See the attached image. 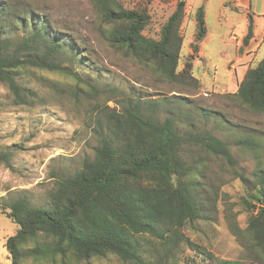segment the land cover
Wrapping results in <instances>:
<instances>
[{
	"label": "trees",
	"instance_id": "16d2710c",
	"mask_svg": "<svg viewBox=\"0 0 264 264\" xmlns=\"http://www.w3.org/2000/svg\"><path fill=\"white\" fill-rule=\"evenodd\" d=\"M88 1L102 19L101 33L110 48L163 82L201 88L193 54L181 68L186 0H176L159 39L144 34L149 24L144 7L127 10L114 0ZM192 14L196 31L191 45L198 53L208 34L204 7ZM56 29L46 15L23 2L0 0V83L14 105L41 100V93L23 82L24 74L60 75L65 85L40 75L52 93L45 98L67 95L86 102L96 141L93 156L85 157L79 169L54 174L45 202L35 203L29 190L0 198V213L18 226L5 244L11 264H93L94 259L110 257L123 264H264L263 159L258 158L252 182L240 174L252 185L250 200H244L248 226L242 234L233 228L250 261L220 258L184 230H199L200 224L214 220L215 201L202 194L205 166L199 152L238 164L227 140L196 126L200 121L231 125L219 112L193 105L181 92L158 97L130 82L105 81L108 74L94 61L93 48ZM254 37L250 16L244 46ZM77 67L89 72L82 75ZM227 97L246 111L264 115V57ZM185 121L191 129L182 125ZM239 134L237 145L264 152L261 134ZM16 151L0 150V165L11 167Z\"/></svg>",
	"mask_w": 264,
	"mask_h": 264
},
{
	"label": "rangeland",
	"instance_id": "374dc122",
	"mask_svg": "<svg viewBox=\"0 0 264 264\" xmlns=\"http://www.w3.org/2000/svg\"><path fill=\"white\" fill-rule=\"evenodd\" d=\"M16 1H21L36 12L46 15L56 30H61L73 36L79 43L93 48L94 61L108 74L105 81L120 85H129L130 82L142 91L158 97L179 95L181 92L193 105L219 112L228 121L230 128L225 124L218 127L219 123L214 121H200L196 126L197 130L208 129L227 140L238 164L234 166L225 160L199 152L205 166V177L201 182L205 184L206 189L202 194L215 201L214 220L200 224L199 230L188 227L184 232L197 244L220 258L249 262V256L234 231L236 228L237 233L242 234L248 226L249 214L244 200H250L249 194L252 193V185L242 181L240 174H245L252 182L258 158L261 157L264 161V152H254L237 145L236 136H240V132H254L264 137V115L253 114L240 108L227 96L238 90V84L246 71L263 59L264 42L255 60L250 61V55L244 57L243 33H247L248 28L241 15L224 7L222 0H208L205 4L208 33L204 46L205 57H200L199 52L192 51L195 61L194 74L201 80V88L196 89L163 82L110 48L101 33L102 19L88 0ZM114 1L127 10L144 7L149 15V24L144 34L155 39H159L162 26L173 14L177 4L176 0ZM187 2L189 6H186V17L181 26V34L185 39L181 68L192 55L189 54V49L192 50L190 41L194 42L196 31L190 21L193 17L190 5L198 7L201 0ZM253 9L255 12L264 13V8ZM259 29L260 25L256 27V31ZM230 41L234 46L229 44ZM77 71L82 75L89 72L80 67H77ZM40 75L45 80L60 84L66 82L64 77L52 73L36 71L24 74L23 82H27L29 87L41 93V100L31 105H14L7 87L0 83V150L13 147L17 150L11 167L0 165V198L10 191L29 190L35 203L45 202L48 191L54 187V174L76 171L85 157L93 156L96 141L88 126L86 102H75L67 95L57 96L53 100L52 97L45 98L52 93ZM109 105L114 106V102ZM195 118L202 119L197 115ZM187 123L190 122L185 121L182 125L191 129ZM1 207L0 199V211ZM17 229L18 226L7 215L0 213V264H11L5 244L8 237L16 234ZM93 264L123 263L115 257H110L94 259Z\"/></svg>",
	"mask_w": 264,
	"mask_h": 264
},
{
	"label": "crops",
	"instance_id": "0c3cea01",
	"mask_svg": "<svg viewBox=\"0 0 264 264\" xmlns=\"http://www.w3.org/2000/svg\"><path fill=\"white\" fill-rule=\"evenodd\" d=\"M207 1L208 0H201V4L198 7L190 5V9H193L192 13L195 10H197L199 7H204ZM186 3H187V6H189V3L187 2V0H186ZM228 3H230V5H228ZM222 5L224 7L230 8L232 11L241 15V18L247 23V28L249 25L250 16L253 18L254 28H255V37L249 43L248 46H244V44H242V46L245 48L244 57H247L248 55H250L251 56L250 61L255 60L259 53L261 44L264 42V13L263 11L255 12L253 8H264V0H222ZM206 14L207 13L205 11V20H206ZM190 21H191V25L196 26V20L194 18H191ZM258 25H260V29L256 31V27ZM243 35H246V32L243 33ZM244 37L245 36H243V39ZM207 38L208 36L201 44V48L199 51L200 57H205L204 46H206L205 41L207 40ZM190 43L192 42L190 41ZM229 44H232L234 46V43L232 41H230ZM226 48L227 47H225V49ZM239 49H240V46H239ZM189 54H193L191 49H189Z\"/></svg>",
	"mask_w": 264,
	"mask_h": 264
}]
</instances>
